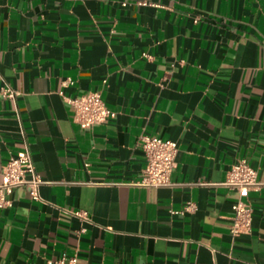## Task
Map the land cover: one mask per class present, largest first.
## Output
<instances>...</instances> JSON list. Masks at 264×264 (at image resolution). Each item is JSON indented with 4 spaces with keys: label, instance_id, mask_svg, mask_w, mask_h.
<instances>
[{
    "label": "crops",
    "instance_id": "1",
    "mask_svg": "<svg viewBox=\"0 0 264 264\" xmlns=\"http://www.w3.org/2000/svg\"><path fill=\"white\" fill-rule=\"evenodd\" d=\"M96 90L115 117L82 130L66 98ZM142 135L177 142L170 185L136 183ZM25 147L42 200L0 203V264H264V0H0V184Z\"/></svg>",
    "mask_w": 264,
    "mask_h": 264
},
{
    "label": "built area",
    "instance_id": "2",
    "mask_svg": "<svg viewBox=\"0 0 264 264\" xmlns=\"http://www.w3.org/2000/svg\"><path fill=\"white\" fill-rule=\"evenodd\" d=\"M198 20V17L196 18ZM148 56V54H144ZM72 83V82H70ZM3 94L10 97L16 96L17 92L4 86ZM66 101L73 114L74 121L82 130H89L96 125L104 124L115 117L106 104L102 91H88L74 97H67ZM140 146L145 154V167L138 182L142 186L161 187L171 184V174L175 167V159L178 153V144L171 139H163L156 136L142 135L139 138ZM264 152V149H263ZM44 183L36 169L32 154L28 147L11 153L3 166L2 183L0 184V203H9L6 198L17 187L27 188L29 195L34 200H42L40 187ZM226 186L236 188L239 192L238 199L234 202L230 233L233 236L250 233L252 230L253 208L248 200L251 187L261 185L257 180V172L245 159L234 164L230 169ZM194 209L192 204L186 210ZM76 216L88 220L85 212H75ZM49 264H84L76 255L63 256L57 260H49Z\"/></svg>",
    "mask_w": 264,
    "mask_h": 264
}]
</instances>
